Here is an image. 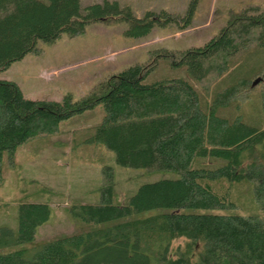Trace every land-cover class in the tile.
Segmentation results:
<instances>
[{
	"label": "trees",
	"instance_id": "trees-1",
	"mask_svg": "<svg viewBox=\"0 0 264 264\" xmlns=\"http://www.w3.org/2000/svg\"><path fill=\"white\" fill-rule=\"evenodd\" d=\"M79 1L0 0V71L37 54L38 43L77 37L93 23L122 22L129 38L168 24L184 30L194 8L135 18L114 1L83 9ZM160 64L182 71L144 82ZM259 84L264 103V8L256 3L228 11L201 46L147 51L146 62L99 79L77 101L28 100L0 80V186L18 147L56 134L61 122L96 106L101 119L86 144L102 146L119 167L173 175L118 203L113 172L103 167L98 202L65 208L82 232L10 251L32 243L50 215L17 179L22 198L14 227L0 225V264H264V120L250 125L238 113ZM152 210L160 212L133 218Z\"/></svg>",
	"mask_w": 264,
	"mask_h": 264
},
{
	"label": "rangeland",
	"instance_id": "rangeland-1",
	"mask_svg": "<svg viewBox=\"0 0 264 264\" xmlns=\"http://www.w3.org/2000/svg\"><path fill=\"white\" fill-rule=\"evenodd\" d=\"M44 2V0H41ZM104 0H80L81 9L100 4ZM127 7L133 17L146 12H165L183 16L194 4L188 27L178 29L174 24L155 27L142 38L124 36L126 24L93 23L84 33L68 38L61 35L51 44H37V54H27L0 71V80L14 83L25 99L32 101H59L70 95L72 101L84 96L101 78L118 73L133 63L147 61V51L164 48L182 51L199 47L217 34L225 24L227 12L244 3H256L264 8V0H105ZM163 64V63H162ZM163 65L151 71L144 82L150 83L167 75H178ZM259 84L250 98L240 105L242 119L254 126H263L264 103ZM101 108L73 117L59 124V131L44 140L27 142L18 147L14 164L3 171L0 186V225L14 227L18 200L22 195L15 188L17 179L25 181L26 191L36 192L35 203H46L50 215L36 230L34 241L16 246L10 251L30 249L60 235L80 233L85 229L70 220L65 208L70 204L94 205L98 202L97 189L101 169L113 172L115 201L122 203L136 189L146 183L172 178L173 175L156 172L146 174L143 169L123 168L114 163L112 153L99 145H88L85 138L101 119ZM23 185V184H22ZM42 192H45L42 194ZM142 212L133 218L159 213ZM176 244V243H174Z\"/></svg>",
	"mask_w": 264,
	"mask_h": 264
},
{
	"label": "water",
	"instance_id": "water-1",
	"mask_svg": "<svg viewBox=\"0 0 264 264\" xmlns=\"http://www.w3.org/2000/svg\"><path fill=\"white\" fill-rule=\"evenodd\" d=\"M257 82H258V80L253 81L252 86L256 85Z\"/></svg>",
	"mask_w": 264,
	"mask_h": 264
}]
</instances>
